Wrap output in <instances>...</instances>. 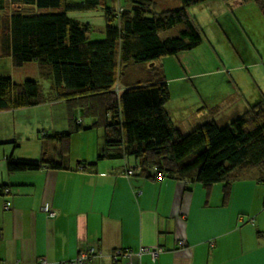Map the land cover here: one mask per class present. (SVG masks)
<instances>
[{"label":"trees","instance_id":"obj_1","mask_svg":"<svg viewBox=\"0 0 264 264\" xmlns=\"http://www.w3.org/2000/svg\"><path fill=\"white\" fill-rule=\"evenodd\" d=\"M125 1L127 6L117 10L103 6L105 37L88 40V26L67 11L92 9L101 0H0L2 53L16 67L36 61L40 74L50 79L43 91L36 80L0 77V111L60 100L67 102L69 120L64 131L41 133L39 158L7 157V171L67 167L72 135L100 127L98 157H131L142 176L166 175L204 186L223 181L226 196L228 177L246 168L257 170L256 179L264 185V95L228 122L205 120L184 130L166 111L170 92L162 71L150 65L201 43L186 7L205 0H180L181 6L159 11L156 0ZM254 1L264 14V0ZM161 29L176 33L161 38ZM144 64L149 65L146 78L127 75L131 66ZM73 107L91 122L75 118ZM45 138L59 144L57 159L46 153ZM5 188L0 186V194Z\"/></svg>","mask_w":264,"mask_h":264},{"label":"crops","instance_id":"obj_2","mask_svg":"<svg viewBox=\"0 0 264 264\" xmlns=\"http://www.w3.org/2000/svg\"><path fill=\"white\" fill-rule=\"evenodd\" d=\"M241 1L224 4L232 9ZM186 53L175 56L179 59ZM150 65L161 70L156 62ZM256 90L257 94L248 95L236 86L215 101L202 99L206 102L198 107L199 101L194 100L195 108L173 123L188 130L205 120L228 122L262 98L264 89L259 86ZM181 95L184 97L183 92ZM60 103L48 101L0 111V145L9 144L0 151V186H6L0 194V264H34L41 258L47 264H72L69 261L88 248L100 253L78 264H264V185L257 181L255 169L242 168L229 176L226 196L223 181L204 186L166 175L149 178L136 171L128 176L125 171L134 168L135 160L99 158L101 135L96 141L87 140V147L83 141L74 150L72 137L79 131L70 138L67 167L7 171V157L34 155L15 149L20 147L16 135L3 139L4 125L10 121L16 127L36 112L48 116L50 107ZM205 109L207 113L199 115ZM39 128L46 134L57 130L53 125L46 131ZM39 128L29 133V139L36 141L31 149L38 148L40 157L43 145L33 134ZM81 138L85 139L77 140ZM54 147L55 141H48L46 153L57 159ZM7 201L10 206L5 208ZM45 203L55 210L53 217L42 210ZM140 247L156 253L139 252ZM115 250L131 254L113 262Z\"/></svg>","mask_w":264,"mask_h":264},{"label":"rangeland","instance_id":"obj_3","mask_svg":"<svg viewBox=\"0 0 264 264\" xmlns=\"http://www.w3.org/2000/svg\"><path fill=\"white\" fill-rule=\"evenodd\" d=\"M66 1L74 3L82 0ZM241 2L242 4L232 9L224 4V0H205L186 7L188 15L201 34V43L187 50V53L179 58L180 61L175 55H167L155 61L157 66H161L162 74L168 85L170 98L165 107L171 113L173 122L178 121L181 115L195 108L194 100L199 101L198 107L206 102L202 99L211 97L207 101H215L228 90L236 89V86L248 95L252 92L253 95L257 94L256 89L259 86L264 89V14L254 0ZM104 5L117 10L119 7H126L127 2L125 0H101L100 4L92 9L67 11L70 18L88 26V40H101L105 37ZM178 6H181L180 0H156L155 9L159 11ZM8 8L11 10V7ZM174 33H176L174 29H161L158 32L161 38ZM2 52L0 30V77L10 76L15 82L25 79L36 80L41 84L43 91L49 90L50 79L40 74L36 61L16 67L12 65L11 58ZM148 67V64L142 67L131 66L127 75L129 74L131 78H146ZM181 92L184 93V97ZM66 106L67 102L62 101L60 105L55 104L50 107V115L45 116L42 112H36L32 118L20 120L16 127L9 121L4 125L6 137L4 136L3 139H7L8 134L10 137L16 135L20 147H13L34 155L29 157L38 158L40 150L31 149L33 142H36L29 139L32 137L31 131L35 127H42L46 131L49 125L56 127V131H64L63 126L68 129ZM223 109L228 110L225 104H223ZM63 110L64 114H62ZM72 111L75 118L81 117L84 123L91 120L90 117H82L76 107H73ZM204 113H207V109L199 115ZM101 130L100 127H93L80 131L78 135L73 134L74 150L80 149L78 144L83 141L84 146L87 147V140H98ZM40 133L41 128L36 130V133L33 132L37 134L39 142ZM78 137H85V139L81 138L82 141H80L77 140ZM45 139L49 141V138ZM5 145L3 144L2 147L4 148ZM58 146L59 144L55 142L54 148L58 149ZM2 147L0 145V151ZM48 149L50 152L52 147L49 146Z\"/></svg>","mask_w":264,"mask_h":264},{"label":"built area","instance_id":"obj_4","mask_svg":"<svg viewBox=\"0 0 264 264\" xmlns=\"http://www.w3.org/2000/svg\"><path fill=\"white\" fill-rule=\"evenodd\" d=\"M134 172H135L134 168L133 169L132 168H127L126 171H125V174L128 175V176H130ZM9 206L10 205H9V202L8 201L6 203H4V207L5 208H8ZM42 210H44L49 217H53L55 215V213H56L55 210H53L52 208H50V206H49L48 203H45L42 206ZM178 243L180 245H183L184 244L183 240L178 241ZM146 250H150V248H148V247H140L139 252L146 251ZM150 252L152 254H155L156 253L155 250H150ZM99 253H100V251L97 250V249H95V248H88L86 250H81L78 253V255L75 257V259H73V260H71L69 262L72 263V264L82 263V262L88 260L91 256H93L95 254H99ZM130 254H131L130 251L115 250L111 254V259H112L113 262H117L120 258L128 257ZM34 264H47V260L45 258H41L40 260H38Z\"/></svg>","mask_w":264,"mask_h":264}]
</instances>
